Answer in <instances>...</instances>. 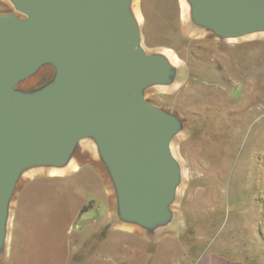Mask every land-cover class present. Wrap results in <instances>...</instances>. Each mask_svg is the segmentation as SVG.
I'll use <instances>...</instances> for the list:
<instances>
[{
	"label": "rangeland",
	"instance_id": "374dc122",
	"mask_svg": "<svg viewBox=\"0 0 264 264\" xmlns=\"http://www.w3.org/2000/svg\"><path fill=\"white\" fill-rule=\"evenodd\" d=\"M137 6L142 44L179 57L171 83L144 89L181 124L170 141L180 168L170 219L154 229L121 220L105 164L100 175L78 159L101 158L83 138L70 158L77 169L21 173L0 264H264V30L221 37L193 20L191 6L183 20L180 0ZM0 11H14L10 0ZM55 73L44 63L17 88L35 91Z\"/></svg>",
	"mask_w": 264,
	"mask_h": 264
},
{
	"label": "water",
	"instance_id": "95a60500",
	"mask_svg": "<svg viewBox=\"0 0 264 264\" xmlns=\"http://www.w3.org/2000/svg\"><path fill=\"white\" fill-rule=\"evenodd\" d=\"M0 11V249L21 173L64 166L93 138L114 182L119 218L154 229L171 217L180 178L170 141L174 114L144 89L171 83L175 69L142 44L130 0H10ZM198 24L221 37L264 30V0H189ZM44 63L53 80L17 85Z\"/></svg>",
	"mask_w": 264,
	"mask_h": 264
},
{
	"label": "bare ground",
	"instance_id": "6f19581e",
	"mask_svg": "<svg viewBox=\"0 0 264 264\" xmlns=\"http://www.w3.org/2000/svg\"><path fill=\"white\" fill-rule=\"evenodd\" d=\"M136 1L137 0H130V11L134 17V19L136 20L137 24L140 26L141 21H142V14L138 8V6L136 7ZM180 5H181V13H182V18L183 20H187L188 19V13H189V9H190V2L189 0H180ZM182 22V21H181ZM237 37H234V39H236ZM161 53L164 55V57L167 59L168 63L172 66L178 65L179 64V57L177 56L176 53L170 51V50H163L161 49ZM39 74L36 76H33L31 78H29L26 81L21 82V86L25 87L28 86L30 84H33L34 82H36L39 78ZM75 161L69 160L67 162V164H65L64 166H53V165H34L31 166L29 168H26L23 171V175L26 177H32L33 175L36 174H51V175H57V174H63L67 171L70 170H75L77 169V163H74Z\"/></svg>",
	"mask_w": 264,
	"mask_h": 264
},
{
	"label": "crops",
	"instance_id": "0c3cea01",
	"mask_svg": "<svg viewBox=\"0 0 264 264\" xmlns=\"http://www.w3.org/2000/svg\"><path fill=\"white\" fill-rule=\"evenodd\" d=\"M78 159L81 163V165H89L91 166V168L98 174L102 175L103 171H104V167L103 164H105L101 158H98L95 155H88L87 153L81 152L80 154H78ZM106 166V165H105ZM107 168V167H105ZM108 171V169H106ZM106 171V172H107ZM159 237H163L158 236V237H153V238H159ZM81 240L82 242H85V236L81 235Z\"/></svg>",
	"mask_w": 264,
	"mask_h": 264
}]
</instances>
